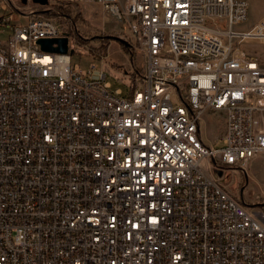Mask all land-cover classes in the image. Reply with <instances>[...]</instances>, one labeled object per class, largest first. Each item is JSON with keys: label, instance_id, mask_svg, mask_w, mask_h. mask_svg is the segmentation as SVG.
I'll return each instance as SVG.
<instances>
[{"label": "built area", "instance_id": "obj_1", "mask_svg": "<svg viewBox=\"0 0 264 264\" xmlns=\"http://www.w3.org/2000/svg\"><path fill=\"white\" fill-rule=\"evenodd\" d=\"M53 4L71 15L0 0V264H264V205L222 182L264 154V15L249 24L248 0ZM83 4L132 38L127 96L39 45L69 48ZM211 113L219 148L201 135Z\"/></svg>", "mask_w": 264, "mask_h": 264}, {"label": "rangeland", "instance_id": "obj_2", "mask_svg": "<svg viewBox=\"0 0 264 264\" xmlns=\"http://www.w3.org/2000/svg\"><path fill=\"white\" fill-rule=\"evenodd\" d=\"M248 1L251 10L249 24H251L264 15V0ZM12 2L14 6H24L18 0H12ZM49 2L50 4L56 3L57 0H49ZM60 7L66 8L63 5ZM36 8V10L43 9L37 6ZM79 8L82 12L76 11L74 14L75 19L79 18L78 28L73 33L74 39H70L69 55L72 61L78 62L82 68L90 62L102 67L106 71V81L110 83V90L120 89L122 96H127L131 92L129 87L130 70L132 68L139 70L140 57L137 49L133 47H131L133 53H125L120 46L121 43L115 40V37L124 40L128 45L133 44L129 32L125 28L122 29L119 23L113 22V19L108 17L98 5L83 4ZM48 10H53V8ZM49 12L47 11V13ZM54 13L53 15L56 16L71 15L68 10H58ZM53 15L50 17H53ZM104 35L111 38L105 56L99 50L101 37ZM79 38L84 40L83 43L80 44L76 41L80 40ZM258 48L259 55L264 58V46H258ZM171 100L173 105L179 104L177 97L172 96ZM224 127L222 113L205 114L200 128L202 138L206 144L215 148L221 147L220 136ZM226 174L222 182L231 195L250 208H259L264 205V154H258L251 159L246 165L245 173L228 172Z\"/></svg>", "mask_w": 264, "mask_h": 264}, {"label": "water", "instance_id": "obj_3", "mask_svg": "<svg viewBox=\"0 0 264 264\" xmlns=\"http://www.w3.org/2000/svg\"><path fill=\"white\" fill-rule=\"evenodd\" d=\"M34 3H37L41 6H44L47 4V0H32ZM21 2H25V0H21ZM115 40L123 43L125 46L129 45L124 42V40L115 37ZM55 44V46H53ZM39 45L42 50L50 51L54 53H66L68 50L67 45V38L66 37H59V38H52V39H41L39 40Z\"/></svg>", "mask_w": 264, "mask_h": 264}, {"label": "trees", "instance_id": "obj_4", "mask_svg": "<svg viewBox=\"0 0 264 264\" xmlns=\"http://www.w3.org/2000/svg\"><path fill=\"white\" fill-rule=\"evenodd\" d=\"M69 10V9H66V8H63V7H60L59 5H57V6H55V5H53V10L52 11H50L49 13H45L44 15H46V16H52L53 14H55L54 12H55V10ZM41 10V9H40ZM43 10H41L40 12H42ZM78 14H79V12H78ZM78 39V38H77ZM80 39V38H79ZM110 37L109 36H106V35H104V36H102L101 37V41H100V45H99V50H100V52H101V54H103L104 56L106 55V50H107V47H108V45H109V42H110ZM76 41H78V43H83V41L84 40H76ZM121 47H122V49H123V51L125 52V53H127V54H131V53H133V51H132V48H131V46H129V47H126L123 43H121V45H120ZM135 71H137V69L135 70ZM130 86V85H129Z\"/></svg>", "mask_w": 264, "mask_h": 264}, {"label": "crops", "instance_id": "obj_5", "mask_svg": "<svg viewBox=\"0 0 264 264\" xmlns=\"http://www.w3.org/2000/svg\"><path fill=\"white\" fill-rule=\"evenodd\" d=\"M20 3H21V0H18ZM49 3V4H48ZM22 4V3H21ZM24 5H31V6H33L34 7V5H36L37 7H40V8H43L42 10V12H44V14L45 13H47V11H48V9H52L53 8V3H51L50 4V2H49V0H47V4L46 5H44V6H41V5H39V4H37V3H34L32 0H25V2L23 3ZM45 9V10H44ZM1 10V9H0ZM4 10H9L8 8H4ZM83 15V14H82ZM205 142V141H204ZM206 143V142H205Z\"/></svg>", "mask_w": 264, "mask_h": 264}, {"label": "bare ground", "instance_id": "obj_6", "mask_svg": "<svg viewBox=\"0 0 264 264\" xmlns=\"http://www.w3.org/2000/svg\"><path fill=\"white\" fill-rule=\"evenodd\" d=\"M8 2H10L11 4H13V2H12V0H7ZM22 4H23V2H21ZM14 5V4H13ZM86 5H88V4H86ZM23 6V5H22ZM99 6V5H98ZM100 8H101V6H99ZM80 8H79V6H76L75 7V10H79ZM15 10H18V9H15ZM121 43V42H120ZM126 47H128V46H126ZM69 48H71V46L69 45ZM69 48H68V50H67V52H70V50H69ZM66 52V53H67ZM78 66H80L79 64H78ZM82 68V67H81Z\"/></svg>", "mask_w": 264, "mask_h": 264}]
</instances>
